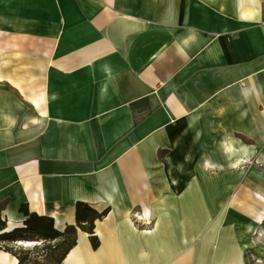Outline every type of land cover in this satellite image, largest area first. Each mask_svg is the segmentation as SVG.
Listing matches in <instances>:
<instances>
[{
	"label": "crops",
	"instance_id": "0c3cea01",
	"mask_svg": "<svg viewBox=\"0 0 264 264\" xmlns=\"http://www.w3.org/2000/svg\"><path fill=\"white\" fill-rule=\"evenodd\" d=\"M249 101L264 141V0H0V221L108 210L60 264H264L253 214L156 179L163 134Z\"/></svg>",
	"mask_w": 264,
	"mask_h": 264
},
{
	"label": "rangeland",
	"instance_id": "374dc122",
	"mask_svg": "<svg viewBox=\"0 0 264 264\" xmlns=\"http://www.w3.org/2000/svg\"><path fill=\"white\" fill-rule=\"evenodd\" d=\"M234 106L236 105H217L215 109H211L210 112H206L200 117L198 121L200 128L197 129L186 130L177 126L173 128L172 125H170L172 127H167L173 129L168 135L163 134L162 148L157 153L156 167H163L162 170L164 172V174L157 175L156 179L158 183L174 184V187L178 189L177 197L179 199L193 198L199 203L204 198V194L203 189H201V183L199 182L202 178V174L196 169L197 162L201 159L202 151L206 153L209 152V156L213 154L212 150L209 151V149L214 144L216 145L218 143L217 141L221 138L220 135L222 130H229L237 133L236 140H241L250 147H259V152L256 154V157L250 163L243 165L240 172L242 173L244 171L250 173L252 169H260V171L264 172V168L261 167L262 164L260 163V161H264V158H262L264 157V141L257 142L260 133H258L257 130L252 131V129L255 128L249 127L244 128L245 132H242L243 128L239 125L242 122H251L249 119H255L258 112L254 110V104H252L251 101L241 104L243 108H249L247 116H241L240 110L230 109V107ZM251 107H253V110L250 109ZM232 123L237 124L232 125ZM199 129H201V132H198ZM262 129L260 132L264 133V129L263 131ZM205 134L209 135V139L206 142L203 141ZM216 155L219 154L216 153ZM213 159L214 161L217 160V163L222 161L223 166L226 165V167H229L230 165L229 160L226 158L215 156ZM207 171L202 173L204 176L210 177V180L214 175L221 172L215 169ZM247 175L249 174L242 175L238 185L229 187V189L223 191L224 200L215 210L214 215L236 214L240 211L245 212L244 209L250 203L252 209L256 211V205L258 204L260 206L261 203H257L255 200L250 199L247 191L243 186H240L241 183H245L244 177ZM163 193H165V191H163ZM260 208L263 207H259L258 210ZM5 224V229L0 231V250L4 251L7 249L13 252H19L26 258L27 261L25 264L56 263V259L59 257L58 247L63 243L62 238L56 240L44 239L41 237L40 232H36V230H32L30 227L26 229V222L23 220L16 222L17 227L15 229L20 230L17 232L18 240H7L5 236L11 231H7V220H5ZM255 232L256 234L251 233V235L257 243L259 256L263 257L264 260V224H259ZM22 241H37L39 245L27 247L20 244ZM49 246L56 247L57 249L52 247L49 248Z\"/></svg>",
	"mask_w": 264,
	"mask_h": 264
},
{
	"label": "bare ground",
	"instance_id": "6f19581e",
	"mask_svg": "<svg viewBox=\"0 0 264 264\" xmlns=\"http://www.w3.org/2000/svg\"><path fill=\"white\" fill-rule=\"evenodd\" d=\"M249 90L243 91L241 93V96H244ZM243 115L248 114V110L244 109L242 112ZM184 124L186 125V128H195L197 129L199 126L197 125V117L194 115L189 116L185 121ZM198 132H201V129L198 130ZM208 134L204 135L203 141L206 142L209 138ZM218 143L213 145L210 149L212 150V153L209 156V152L202 151L201 159L197 162L196 169L197 171L202 174V178L199 180L201 183V189H203L204 194V200L207 204L208 212L210 215H212L215 207L217 204L220 203V201L223 198V191L229 189V187H234L239 184L241 181L242 175L249 174L244 177L243 184L241 183L240 186H243V188L247 191L248 196L250 199H253L259 203L264 204V194L259 190H254L252 187L254 185L263 184L264 182V172L260 171V169H252L250 170V173L247 172H240L242 170V166L245 164L250 163L255 157L256 154L259 152L258 146H248L244 144L241 140H236V135L225 132L222 134V137L217 141ZM159 148V147H157ZM264 152V151H263ZM218 153L219 155H216ZM215 156H220L223 158H226L229 160V167H226L222 165V161H219L220 163H217V160L214 161ZM264 158V157H262ZM262 164L261 167L264 168V161H260ZM210 164V165H209ZM216 170L221 171L219 174H216L212 177L210 180L207 176H204L202 172H206L207 170ZM151 171H147L145 176L150 179L154 180V169H151ZM239 170V171H238ZM138 170L133 171L134 175L137 176L139 171ZM208 172V171H207ZM207 177V178H206ZM208 181H207V180ZM252 185V187H251ZM260 186V185H258ZM246 213L253 214L255 218L257 219V223L264 224V207L260 208L257 212L254 211L251 207V203L248 204V206L244 209ZM16 223L14 220H11L8 222V230L7 231H13L16 228ZM254 234H256L255 230H253ZM21 245L25 246H37L39 245V242L37 241H22L20 242Z\"/></svg>",
	"mask_w": 264,
	"mask_h": 264
},
{
	"label": "trees",
	"instance_id": "16d2710c",
	"mask_svg": "<svg viewBox=\"0 0 264 264\" xmlns=\"http://www.w3.org/2000/svg\"><path fill=\"white\" fill-rule=\"evenodd\" d=\"M21 212L25 213L28 218L25 220L26 229L31 228L32 230H36V232L41 233V237L48 240H56L58 238L63 239V243L58 247V255L59 257L56 259L55 264H60L63 257L68 253V251L75 245L76 243V233L77 228H80L83 231H86L90 234H93L95 221L98 219L104 218L108 210L103 212H98L91 206L86 203L78 202L76 204V225H67L64 231H58L53 228L52 219L46 216H38L32 214L28 211L27 208L22 207ZM5 221H0V231L5 229ZM20 231L15 229L9 232L5 238L7 240H18L17 232ZM92 243L94 247L99 245L96 237H92ZM57 249L56 247L49 246V248ZM5 252H9L13 254L19 261V264H25L26 258H24L19 252H13L5 249Z\"/></svg>",
	"mask_w": 264,
	"mask_h": 264
}]
</instances>
